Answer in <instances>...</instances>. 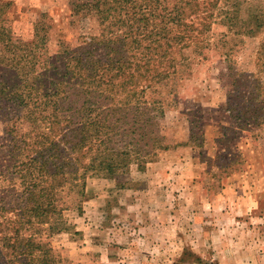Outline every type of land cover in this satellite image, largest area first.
I'll use <instances>...</instances> for the list:
<instances>
[{
  "label": "trees",
  "instance_id": "trees-1",
  "mask_svg": "<svg viewBox=\"0 0 264 264\" xmlns=\"http://www.w3.org/2000/svg\"><path fill=\"white\" fill-rule=\"evenodd\" d=\"M215 4L76 0L74 21L95 26L75 44L60 39L53 57L43 21L25 39L11 2L0 0V259L65 264L30 228L61 219L66 196L71 189L83 196L90 174L114 175L132 162L143 167L170 146L159 118L176 101L191 59L206 57ZM258 85L252 98L262 101Z\"/></svg>",
  "mask_w": 264,
  "mask_h": 264
},
{
  "label": "rangeland",
  "instance_id": "rangeland-1",
  "mask_svg": "<svg viewBox=\"0 0 264 264\" xmlns=\"http://www.w3.org/2000/svg\"><path fill=\"white\" fill-rule=\"evenodd\" d=\"M5 1L25 39L43 21L53 57L60 39L75 44L95 26L87 18L74 21L76 0ZM214 9L206 57L191 59L176 101L159 118L170 146L143 167L132 162L114 175L90 174L83 196L72 189L66 196L61 219L28 231L65 264H167L172 252L174 264H252L254 254L264 262V0H216ZM251 74L262 101L252 98ZM4 135L0 115L1 143ZM251 190L261 196L257 204L246 196ZM169 202L177 223L173 246L166 249L161 239L149 251L141 239L149 226L141 225L165 218Z\"/></svg>",
  "mask_w": 264,
  "mask_h": 264
},
{
  "label": "crops",
  "instance_id": "crops-1",
  "mask_svg": "<svg viewBox=\"0 0 264 264\" xmlns=\"http://www.w3.org/2000/svg\"><path fill=\"white\" fill-rule=\"evenodd\" d=\"M168 171L166 170V173ZM222 194V193H220ZM246 196H248L250 198V201L253 204H257L258 202H260V197L257 193H253V190H251V192H246ZM220 197V196H219ZM221 198V197H220ZM219 198V199H220ZM226 201V200H225ZM224 203V200L223 202ZM221 203V204H222ZM171 202L166 203V205L162 206L164 208V211H166L164 214L166 215L165 218H146L145 221L143 222V224L141 225V230L143 228V226H149V228L145 229L143 231V235L141 236V239L144 241V244L147 242L148 244H150V246L148 248H146L147 250L150 251V248L152 249L153 247H155L159 241L164 240L166 243V249L169 250V248H171V246H173V242L175 240L174 238V228L176 227V221L174 220V216L172 214V211H174L172 208V206L170 207ZM219 204V203H218ZM225 204V203H224ZM163 213V212H162ZM170 214V219H169V215ZM166 232V235L164 236L163 234ZM264 250V248H263ZM221 253H219L220 257H223V253L224 251H220ZM143 254V252H140ZM148 257L147 259H149V253H147ZM168 258V263L169 261H171L170 264H174V253H170V256H172L171 258H169L168 255H166ZM232 258V257H231ZM145 264V263H144ZM252 264H264V262H262V257L259 254L258 256H256V254H254L253 257V263Z\"/></svg>",
  "mask_w": 264,
  "mask_h": 264
}]
</instances>
